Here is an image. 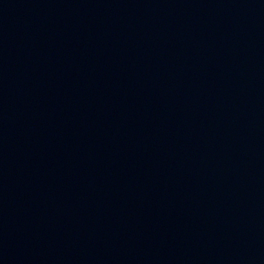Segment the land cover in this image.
Here are the masks:
<instances>
[{
	"label": "water",
	"instance_id": "obj_1",
	"mask_svg": "<svg viewBox=\"0 0 264 264\" xmlns=\"http://www.w3.org/2000/svg\"><path fill=\"white\" fill-rule=\"evenodd\" d=\"M0 264H264V0H0Z\"/></svg>",
	"mask_w": 264,
	"mask_h": 264
}]
</instances>
